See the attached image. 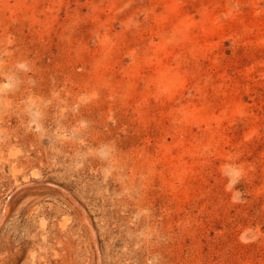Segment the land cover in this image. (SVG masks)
Here are the masks:
<instances>
[{
	"label": "rangeland",
	"instance_id": "rangeland-1",
	"mask_svg": "<svg viewBox=\"0 0 264 264\" xmlns=\"http://www.w3.org/2000/svg\"><path fill=\"white\" fill-rule=\"evenodd\" d=\"M0 264H264V0H0Z\"/></svg>",
	"mask_w": 264,
	"mask_h": 264
}]
</instances>
